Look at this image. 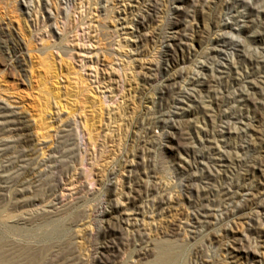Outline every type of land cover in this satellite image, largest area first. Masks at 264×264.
<instances>
[{"label": "rangeland", "instance_id": "1", "mask_svg": "<svg viewBox=\"0 0 264 264\" xmlns=\"http://www.w3.org/2000/svg\"><path fill=\"white\" fill-rule=\"evenodd\" d=\"M0 104V264H264V0H0Z\"/></svg>", "mask_w": 264, "mask_h": 264}, {"label": "bare ground", "instance_id": "2", "mask_svg": "<svg viewBox=\"0 0 264 264\" xmlns=\"http://www.w3.org/2000/svg\"><path fill=\"white\" fill-rule=\"evenodd\" d=\"M5 45L6 49L10 51L9 57L19 63L21 60L18 49L15 46H8L7 43ZM6 134L9 135L11 141H14L18 150L16 155H12L6 160L7 164L1 165L0 181L7 183L9 176L16 174L10 177H15L17 182L25 183L38 175V169L44 162L37 159L38 144L32 135L28 118L22 113L10 110L6 105L0 104V136L2 139H5ZM3 187L7 188L6 185Z\"/></svg>", "mask_w": 264, "mask_h": 264}]
</instances>
